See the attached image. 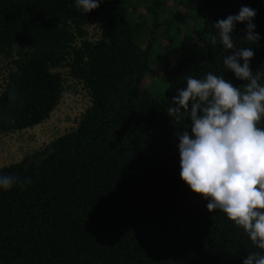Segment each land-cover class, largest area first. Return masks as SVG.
<instances>
[{
    "label": "trees",
    "instance_id": "16d2710c",
    "mask_svg": "<svg viewBox=\"0 0 264 264\" xmlns=\"http://www.w3.org/2000/svg\"><path fill=\"white\" fill-rule=\"evenodd\" d=\"M170 2L105 0L85 13L76 0H0V133L49 118L62 69L91 98L74 129L0 167L30 181L0 189V264H243L264 255L181 180L178 136L191 134V120L167 114L189 76H223L243 91L248 81L225 67L232 52L213 25L244 6L260 39H243L247 25L237 23L233 40L254 52L250 68L264 85V0Z\"/></svg>",
    "mask_w": 264,
    "mask_h": 264
},
{
    "label": "clouds",
    "instance_id": "9594fccd",
    "mask_svg": "<svg viewBox=\"0 0 264 264\" xmlns=\"http://www.w3.org/2000/svg\"><path fill=\"white\" fill-rule=\"evenodd\" d=\"M101 2L76 0V7L89 13ZM255 15V10L244 6L238 14L213 25L223 50L232 52L224 56L225 67L238 80L248 81L243 91L223 76H189L187 87L177 89L167 114L178 118L183 110L191 120V134L185 130L178 136L181 180L208 201L209 212L226 214L264 250V128L258 126L264 118V85L258 82L260 74L254 75L250 68L254 52L249 47H236L232 36L237 23H246L243 39L258 41L252 23ZM25 183L30 181L0 175V189L23 187ZM243 264H264V255L248 254Z\"/></svg>",
    "mask_w": 264,
    "mask_h": 264
},
{
    "label": "rangeland",
    "instance_id": "374dc122",
    "mask_svg": "<svg viewBox=\"0 0 264 264\" xmlns=\"http://www.w3.org/2000/svg\"><path fill=\"white\" fill-rule=\"evenodd\" d=\"M105 0H102V2ZM175 5V0H170ZM186 4L181 2L177 6L182 16L186 15ZM89 27L90 36L94 33ZM163 46L167 41L159 38ZM8 61L0 58V90L7 73ZM64 76V93L57 108L44 122L28 129L14 133H0V167L19 162L26 155L42 148L55 138L69 132L77 126L81 115L91 105V98L87 90L78 81L68 77L66 70H61ZM154 87H151L153 90Z\"/></svg>",
    "mask_w": 264,
    "mask_h": 264
}]
</instances>
